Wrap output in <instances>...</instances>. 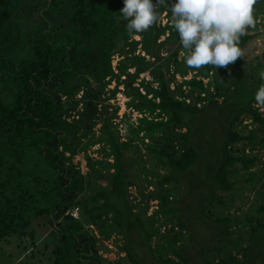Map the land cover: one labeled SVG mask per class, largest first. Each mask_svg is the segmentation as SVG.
Listing matches in <instances>:
<instances>
[{
	"label": "trees",
	"instance_id": "1",
	"mask_svg": "<svg viewBox=\"0 0 264 264\" xmlns=\"http://www.w3.org/2000/svg\"><path fill=\"white\" fill-rule=\"evenodd\" d=\"M124 1L0 0V244L47 218L56 239L50 264H104L97 243L112 237L124 241L119 251L128 264H144L147 255L158 264H190L194 238L170 200L172 185L187 178L189 192L202 191L201 220L219 230L202 249L201 264H264V199L240 219L229 212L238 171L254 191L251 171L259 158L250 153L256 144L264 146V116L256 108H264V66L257 78L247 79L243 52L255 37L241 24L260 0H205L196 7L188 0ZM127 2L140 14L128 16ZM175 11L182 22L155 25L162 13ZM183 25L214 34L222 44L196 37L179 41L183 53L174 74L183 81L176 88L189 94L174 95L158 69L155 88H144V95L127 92V107L140 117L135 125L126 120L120 141L116 125L96 116L97 104L85 95L101 101L106 86L126 76L128 66L150 67L135 56L136 48L149 53L151 37L167 31L180 40ZM225 87L232 95L219 102ZM95 145L101 160L85 155L84 176L73 159ZM133 150L139 153L138 176L154 187L146 197V204H157L149 216L147 206L136 209L129 193L133 178L123 164ZM217 208L226 213L212 220ZM73 209L79 218L70 216ZM236 227L246 229L243 240L233 238ZM220 244L235 254L211 261V247Z\"/></svg>",
	"mask_w": 264,
	"mask_h": 264
},
{
	"label": "rangeland",
	"instance_id": "2",
	"mask_svg": "<svg viewBox=\"0 0 264 264\" xmlns=\"http://www.w3.org/2000/svg\"><path fill=\"white\" fill-rule=\"evenodd\" d=\"M188 1L192 3L193 7H196L198 1L205 0ZM123 3H126V1L123 0ZM127 4L129 6L128 16H130L133 12H136L137 15L140 14L139 10L131 5V2H127ZM143 10L145 12L147 10L149 11L148 6H144ZM182 21L183 19L180 14L175 11L171 14L162 13L155 19V25L162 28L170 23L175 24ZM139 23L140 20L136 19L134 22L135 29L138 28ZM241 24L245 33L255 37L246 46L243 52L246 62V77L249 81H251V75H255L257 78L264 66V0H260L254 7L247 11V13L241 18ZM180 29L183 31L180 40L176 37H169L170 32L167 31L163 36L151 37L150 43L148 44L149 53L143 52L141 45L136 48L135 56L143 57L145 61L150 64V67L128 66L126 76H122L117 80H112L106 86L103 91L101 101L96 100L92 93H87L85 95V100L97 104L96 116L98 115L100 119H107L109 124L116 125L120 141H124L125 135L128 131V124L126 120L129 121L130 125H135L136 118L140 117L134 108L129 109L127 107V103L130 100L126 95L127 92L144 95V88H155L158 78V69H160L165 75L174 95L178 96L181 92L184 96L189 94L186 87L180 90H177L176 88V85H179L183 81L178 74H174L175 60L176 62H179L183 53L178 48L179 41L187 37H196L203 39L210 38L214 39L219 44L222 43L221 38L216 37L214 34H207L201 29L192 30L189 26L184 25ZM140 39L141 38L138 36L133 38V40L137 42L140 41ZM198 55L199 52H193L190 54L192 59L197 58ZM189 64L190 63H187V65ZM111 65L112 67L117 68V57L113 58ZM191 76V74H188L186 76V80H189ZM107 80L108 79H106L105 82ZM226 86L228 87V85ZM227 87H225V89L221 92L222 99H218L219 102L232 95V90ZM114 89L117 90V93H115V96L111 98V92ZM82 95H84L82 92L79 93L76 96V100L78 101ZM256 108H259V112L262 116H264V108L260 105H257ZM78 111H81V106H79L77 110L72 113V115H75L73 117L75 120L77 119L76 115ZM124 115L126 118H124ZM216 119L219 120V118ZM216 123V125L219 126V122L216 121ZM216 125L214 126L217 127ZM249 128L255 130L256 134L262 133L253 126ZM99 129L100 125H97L94 129L96 132L94 140L97 139ZM137 154L139 153L136 152V150L131 151L128 154V157L126 156L123 165L126 173L133 178L132 181L134 186L129 189V193L137 206L136 209H142L147 206V216H149L153 211H155L157 206L154 201L146 204L147 194L148 192H152L154 187H149L148 181H145L143 177L138 176L139 160L136 158ZM140 154L145 156L142 149ZM250 154L256 155L259 158L256 167L251 171L255 179L253 182L255 189L254 191H249L252 185L244 182L247 178L245 175L246 173L238 171L234 179L236 190L234 193L236 195L235 202L234 205L231 206L232 208L229 209V212L237 216L238 219L247 213H251L253 207L261 204L264 199V146L256 144V148ZM85 155L91 160H101L102 157L99 147L95 145L88 148L83 153H79L73 159V164L79 168L80 172L84 176L89 174L86 168ZM145 158L147 157L145 156ZM147 159H149V157ZM183 180L184 183L172 185L171 188L174 190V193L172 194L170 200L173 203L174 208L177 210V214L182 218L183 223L188 227L194 238L192 252L189 254L190 264H201L202 249L210 243V241H212L219 230L216 229L214 223L209 224L207 221L201 220L198 208V201L201 197L200 192H202L201 189L195 188L189 192L186 184L187 178H183ZM96 182L98 183L99 181ZM88 194L89 192H85L79 200L87 197ZM258 194H260V196ZM261 195H263V197ZM225 213L226 211H223L221 208H217L214 212L215 215L212 217V220L222 214L224 215ZM77 217L79 218L78 210ZM47 220L48 219L45 218L34 221L28 231L0 244V264H50V260L52 258L51 253L53 246L56 243V239H54V235L52 236V233H50L52 227H50ZM86 229L98 238L93 227L89 226L86 227ZM236 229L237 230L233 238L236 240H243L246 229L243 227H236ZM160 232H163V229H161ZM123 242L124 241L119 237H112L107 241H98V253L105 260L104 264H128L124 254L119 251V247L123 244ZM187 244L188 242L185 243V245ZM138 245L139 243H137V246ZM222 245L223 244L218 245V247H211V253L209 255L211 261L224 259L230 255V253L235 254L234 250H229V248L222 247ZM143 263L158 264V262H155V260L148 255L144 258Z\"/></svg>",
	"mask_w": 264,
	"mask_h": 264
},
{
	"label": "built area",
	"instance_id": "3",
	"mask_svg": "<svg viewBox=\"0 0 264 264\" xmlns=\"http://www.w3.org/2000/svg\"><path fill=\"white\" fill-rule=\"evenodd\" d=\"M217 44L218 45H221L222 43H218L217 42ZM70 216L72 217V218H74V219H77L78 217H77V209L76 210H73L71 213H70Z\"/></svg>",
	"mask_w": 264,
	"mask_h": 264
}]
</instances>
